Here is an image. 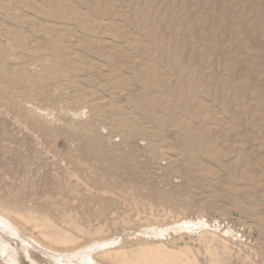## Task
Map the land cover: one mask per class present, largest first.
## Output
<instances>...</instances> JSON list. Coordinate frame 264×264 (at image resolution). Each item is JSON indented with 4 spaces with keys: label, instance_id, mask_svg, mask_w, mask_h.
I'll return each instance as SVG.
<instances>
[{
    "label": "rangeland",
    "instance_id": "374dc122",
    "mask_svg": "<svg viewBox=\"0 0 264 264\" xmlns=\"http://www.w3.org/2000/svg\"><path fill=\"white\" fill-rule=\"evenodd\" d=\"M0 264H264V0H0Z\"/></svg>",
    "mask_w": 264,
    "mask_h": 264
},
{
    "label": "bare ground",
    "instance_id": "6f19581e",
    "mask_svg": "<svg viewBox=\"0 0 264 264\" xmlns=\"http://www.w3.org/2000/svg\"><path fill=\"white\" fill-rule=\"evenodd\" d=\"M211 1V0H210ZM222 1V0H221ZM234 1V0H233ZM43 2V1H42ZM45 2V1H44ZM198 2V1H197ZM220 2V1H219ZM241 2V1H240ZM258 2V1H257ZM207 3V2H206ZM245 3V2H244ZM256 3V2H255ZM238 4V3H237ZM248 4V3H247ZM250 4V3H249ZM248 4V5H249ZM40 5V4H39ZM42 5V4H41ZM226 5V4H225ZM233 5V4H232ZM242 5V4H241ZM154 6V5H153ZM215 6V5H214ZM255 7H256V5H254ZM152 7V6H151ZM242 8V7H241ZM240 8V9H241ZM209 9V8H208ZM207 9V10H208ZM212 9H214L213 11H215V8H212ZM206 10V11H207ZM211 10V9H210ZM109 11V10H108ZM146 11H148V9L146 10ZM209 12H211V11H209ZM255 12V11H254ZM136 13V12H135ZM180 13V12H179ZM207 13V12H206ZM261 13V12H260ZM105 14V13H104ZM111 14V13H110ZM231 14V13H230ZM136 15H137V13H136ZM194 16V15H193ZM257 16V15H256ZM97 17H99V16H97ZM118 17V16H117ZM192 17V16H191ZM221 17V16H220ZM219 17V18H220ZM215 18H216V16H215ZM218 18V17H217ZM233 18V17H232ZM92 19V18H91ZM98 19V18H97ZM131 19V18H130ZM212 19V18H211ZM121 20V19H120ZM185 20V19H184ZM204 20V19H203ZM206 20V19H205ZM219 20V19H218ZM228 20V19H227ZM94 22V21H93ZM180 22V21H179ZM95 23V22H94ZM195 23V22H194ZM191 24V23H190ZM213 24V23H212ZM146 25V24H145ZM226 25V24H225ZM236 25V24H235ZM192 26V25H191ZM212 27H213V25H211ZM251 26V25H250ZM139 27V26H138ZM110 28V27H109ZM134 28V27H133ZM180 29V28H179ZM210 29H211V27H210ZM263 29V28H262ZM226 30V29H225ZM138 31V30H137ZM155 31V30H154ZM87 32V31H86ZM98 32V31H97ZM140 32V31H139ZM145 32V31H144ZM230 32V31H229ZM89 33V32H88ZM136 33V32H135ZM142 33V32H141ZM179 33V32H178ZM231 33V32H230ZM229 33V34H230ZM215 34V33H214ZM228 34V33H227ZM101 35V34H100ZM133 35V33L131 34V36ZM137 35V34H136ZM135 35V38H137V40H138V38L140 39V37H141V40L142 39H144V38H146V33H145V35H144V38H143V36L141 35H137L136 36ZM148 35H150V34H148ZM226 35V34H225ZM242 35V34H241ZM243 35H244V33H243ZM134 36V35H133ZM238 36V35H237ZM256 36V35H255ZM92 37V36H91ZM166 37V36H165ZM186 37V36H185ZM229 37H231V35L229 36ZM94 38H96V37H94ZM115 38V37H114ZM119 38V37H118ZM127 39H128V36L126 37ZM133 38V37H132ZM148 38V37H147ZM209 38V37H208ZM217 39V38H216ZM229 39V38H228ZM231 39V38H230ZM118 40V39H117ZM121 40V39H120ZM125 40V39H124ZM135 40V39H134ZM133 40V41H134ZM136 40V41H137ZM167 40V39H166ZM197 40V39H196ZM213 40H214V38H213ZM220 40V39H219ZM233 40V39H232ZM100 41V40H99ZM126 41V40H125ZM133 41H131L130 40V42L132 43ZM148 41H149V39H148ZM147 41V42H148ZM117 42V41H116ZM123 42V41H122ZM146 42V41H145ZM146 42V43H147ZM214 42H215V40H214ZM225 42V41H224ZM229 42V41H228ZM262 42V41H261ZM107 43V42H106ZM126 43H127V41H126ZM128 43H129V40H128ZM128 43L126 44L128 47H129V45H128ZM130 43V44H131ZM149 43L151 44V42L149 41ZM218 43V42H217ZM231 43V42H230ZM114 44H116V43H114ZM122 44H125V42L124 43H122ZM137 45H138V42L136 43ZM202 44V43H201ZM215 44V43H214ZM116 45H119V44H116ZM147 45V44H146ZM149 45V44H148ZM147 45V46H148ZM185 45V44H184ZM225 45H226V43H225ZM22 46V45H21ZM114 46V45H113ZM122 46V45H121ZM125 46V45H124ZM202 46V45H201ZM239 46H241V45H239ZM107 47V46H106ZM115 47H118V46H115ZM126 47V46H125ZM137 47V46H136ZM177 47H179V46H177ZM186 47V46H185ZM222 47V46H221ZM224 47V46H223ZM111 48V47H110ZM134 48V47H133ZM138 48V47H137ZM151 48V47H150ZM169 48H171V47H169ZM175 48V47H174ZM187 48V47H186ZM201 48V47H200ZM220 48V47H219ZM225 48H228V46L226 47L225 46ZM51 51H54L53 53H54V57H56L55 59H54V61H53V63L51 64V66L52 67H63V66H65V64L68 62V61H66L69 57H68V54H67V49L64 47H58L57 45H55V44H52V45H50V48H49ZM113 49V48H112ZM120 49H123L122 47L120 48ZM136 49V48H135ZM222 49V48H221ZM224 49V48H223ZM237 49H239V48H237ZM258 49V48H257ZM106 50V49H105ZM114 50H116V48H114ZM124 50V49H123ZM154 50V49H153ZM159 50V49H158ZM174 50V49H173ZM216 50H217V48H216ZM230 50V49H229ZM231 50H233V48L231 49ZM112 51V50H111ZM119 51V50H118ZM121 51V50H120ZM183 51V50H182ZM227 51V50H226ZM235 51H236V49H235ZM99 52V51H98ZM115 52V51H114ZM137 52V51H136ZM152 52H154L155 53V51H152ZM162 52V51H161ZM221 52H222V50H221ZM220 52V53H221ZM224 52H225V50H224ZM25 54H26V52H22V54L19 56L20 58H24L25 57ZM136 54V53H135ZM140 54H142V53H140ZM156 54V53H155ZM158 54V53H157ZM226 54H227V52H226ZM231 54V53H230ZM146 55V54H145ZM153 55V54H152ZM236 55H237V53H236ZM76 56V58L78 59V60H81V59H83L81 56L82 55H75ZM105 56V55H104ZM114 56V55H113ZM126 56V55H125ZM150 56V55H149ZM257 56V55H256ZM258 56H260V55H258ZM101 57V56H100ZM156 57H157V55H156ZM227 57V56H226ZM118 58V57H117ZM144 59H146V58H144ZM159 59V58H158ZM222 59H224V58H222ZM60 60V61H59ZM109 60H111V59H109ZM122 60V59H121ZM127 60V59H126ZM152 60V59H151ZM83 61V60H82ZM136 61V60H135ZM148 61V60H147ZM168 61V60H167ZM192 61V60H191ZM113 62V61H112ZM121 62H123V60L121 61ZM139 62V61H138ZM193 62V61H192ZM191 62V63H192ZM257 62V61H256ZM106 63H107V61H106ZM162 63V62H161ZM115 64V63H114ZM163 64V63H162ZM165 64V63H164ZM258 64V63H257ZM112 65V67L110 66V67H108L109 68V70L112 72V74H117L118 73V67H117V65H115V66H113V64H111ZM128 65L129 66H131V67H135V64H130V63H128ZM144 65V64H143ZM151 65V64H150ZM158 65V64H157ZM157 65L155 64V67L157 68ZM10 66H14V64L12 63V64H10V63H8V65H7V67H5V69H6V73H8L9 72V67ZM127 66V64L126 65H124V67L125 68H128V67H126ZM230 66V65H229ZM237 66V65H236ZM152 67V66H151ZM164 67V66H163ZM166 67V66H165ZM189 67V66H188ZM17 69H18V67H16ZM74 68H77L78 69V67H77V63H75V65H74ZM159 68V67H158ZM185 68V67H184ZM190 68V67H189ZM196 68V67H195ZM135 69V74H139V70H138V68H134ZM170 69V68H169ZM183 69V68H182ZM197 69V68H196ZM229 69H231V68H229ZM158 70H160V69H158ZM168 70V69H167ZM185 70H186V68H185ZM191 70H193V68L191 69ZM235 70V69H234ZM147 71V70H146ZM150 71V70H149ZM164 71H166V70H164ZM197 71V70H196ZM247 71V70H246ZM143 72V71H142ZM152 72V71H151ZM183 72H185V71H183ZM187 72V71H186ZM185 72V73H186ZM235 72V71H234ZM148 73V72H147ZM184 73V74H185ZM191 73H194V71L193 72H191ZM253 73V72H252ZM151 74V73H150ZM157 75V74H156ZM186 75V74H185ZM188 75V74H187ZM232 75V74H231ZM250 75V74H249ZM193 76V75H192ZM154 77H156V76H154ZM112 78V77H111ZM135 78H137V77H135ZM174 78V77H173ZM138 79H139V77H138ZM180 79V78H179ZM235 79V78H234ZM114 80H115V78H114ZM176 80V79H175ZM246 80V79H245ZM154 81V80H153ZM163 81H164V79H163ZM151 82V81H150ZM159 82H161V83H163L162 82V80H160ZM158 82V83H159ZM46 83V81L44 82V84ZM170 83V82H169ZM172 83V82H171ZM175 83V82H174ZM151 84V83H150ZM157 84V83H156ZM175 84H177V83H175ZM184 84V83H183ZM182 84V85H183ZM172 85V84H171ZM153 86V85H152ZM145 87V86H144ZM186 87V86H185ZM155 88V87H154ZM154 90H156V89H154ZM167 90V89H166ZM152 91V90H151ZM165 92V91H164ZM169 93V92H168ZM245 94V93H244ZM153 95V94H152ZM150 96V95H149ZM137 98V97H136ZM149 98V97H148ZM153 107V106H152ZM152 109H154V108H152ZM173 111V110H172ZM152 113V112H151ZM94 116H96V114H94ZM148 117V116H147ZM170 119H172V118H170ZM96 120H98V119H96ZM171 121V120H170ZM137 123V122H136ZM137 125V124H136ZM202 125V124H201ZM134 126V125H133ZM139 128V127H138ZM137 128V129H138ZM63 131V130H62ZM133 131H134V129H133ZM131 132L130 134H132V133H134V132ZM200 132V131H199ZM64 133H66L67 135H69L68 133L69 132H64ZM136 134V133H135ZM200 134V133H199ZM133 135V134H132ZM132 135L131 136H127V141H129L130 139H132L133 137H132ZM74 136L77 138V139H79L81 142H82V149H81V152H82V154H88V155H94L93 154V152L94 153H96L97 154V152H99V151H97L96 149H92V151L93 152H91V151H88V150H86V147L88 146V145H91V144H95L96 142H104V139L102 138V136H101V133L99 132V131H95V132H90V131H87L86 132V130H82V131H79L77 134H74ZM185 137V139H184V142L186 141V137L187 136H184ZM213 141V140H212ZM215 141V140H214ZM240 142V141H239ZM186 143V142H185ZM215 144V143H214ZM93 145H92V147H93ZM221 145V144H220ZM216 148H217V145H216ZM220 148V147H219ZM225 149V148H224ZM101 150H103L102 151V153L103 154H105L106 156H108L109 154H110V156H112L111 154H113L112 152H109V151H107V150H104V149H101ZM251 150V149H250ZM227 151V150H226ZM224 152V151H223ZM233 152H234V150H233ZM242 152H243V150H242ZM256 152V151H255ZM239 153V152H238ZM241 153V152H240ZM251 153V152H250ZM249 153V154H250ZM214 154V153H213ZM226 154V153H225ZM232 154V153H231ZM245 154V153H244ZM252 154V153H251ZM124 155V154H123ZM228 155V154H227ZM238 155V154H237ZM243 155V154H242ZM125 156V155H124ZM250 156V155H249ZM239 157H240V155H239ZM132 158V157H131ZM211 158V157H210ZM234 158H236V157H234ZM241 158V157H240ZM245 158V157H244ZM255 159V158H254ZM201 160V159H200ZM205 160V159H204ZM213 159H211L210 161H212ZM237 160H238V158H237ZM242 160H245V159H243L242 158ZM219 161V160H218ZM235 162V161H234ZM250 162V161H249ZM115 163V162H114ZM117 164V163H116ZM218 164V163H217ZM223 164V163H222ZM243 164V163H242ZM258 164V163H257ZM121 164H118L117 166H120ZM200 165V164H199ZM226 165V164H225ZM237 165H239V164H236V166ZM241 165V164H240ZM248 165H250V164H248ZM242 167H243V165H241ZM240 166V167H241ZM230 168V167H229ZM232 169V168H231ZM243 169V168H242ZM243 177H244V175H243Z\"/></svg>",
    "mask_w": 264,
    "mask_h": 264
}]
</instances>
